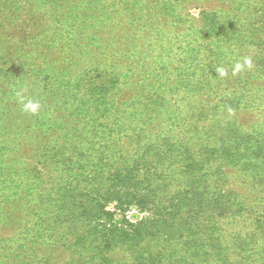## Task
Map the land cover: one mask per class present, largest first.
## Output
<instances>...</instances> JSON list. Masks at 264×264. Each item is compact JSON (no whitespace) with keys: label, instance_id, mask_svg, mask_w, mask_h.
Segmentation results:
<instances>
[{"label":"rangeland","instance_id":"374dc122","mask_svg":"<svg viewBox=\"0 0 264 264\" xmlns=\"http://www.w3.org/2000/svg\"><path fill=\"white\" fill-rule=\"evenodd\" d=\"M0 264H264V0H0Z\"/></svg>","mask_w":264,"mask_h":264},{"label":"trees","instance_id":"16d2710c","mask_svg":"<svg viewBox=\"0 0 264 264\" xmlns=\"http://www.w3.org/2000/svg\"><path fill=\"white\" fill-rule=\"evenodd\" d=\"M83 242V244H82V249L84 250V251H87V249H88V247L85 245V241L84 240H82ZM105 244L107 245V246H126V248L128 249V250H132L133 249V247H134V241L131 239V238H128L127 237V241L125 242L124 240H117V241H114V240H106V242H105ZM102 246H105L104 244H101L100 246H99V248H98V250L99 251H101V247ZM91 247V246H90ZM93 250H96L95 248H92ZM98 254L99 253H96L95 252V256L93 257V259H96V257L98 256Z\"/></svg>","mask_w":264,"mask_h":264},{"label":"clouds","instance_id":"9594fccd","mask_svg":"<svg viewBox=\"0 0 264 264\" xmlns=\"http://www.w3.org/2000/svg\"><path fill=\"white\" fill-rule=\"evenodd\" d=\"M237 68H239V65H237ZM26 108L31 110V111H33V112H35L37 110V108H38V105L29 103V104L26 105Z\"/></svg>","mask_w":264,"mask_h":264}]
</instances>
